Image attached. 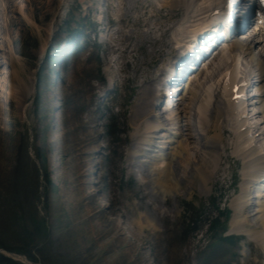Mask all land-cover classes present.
<instances>
[{"label":"rangeland","instance_id":"obj_1","mask_svg":"<svg viewBox=\"0 0 264 264\" xmlns=\"http://www.w3.org/2000/svg\"><path fill=\"white\" fill-rule=\"evenodd\" d=\"M109 2L112 10L104 13V23L114 14L113 8L118 9L119 0L0 2V61L6 50L14 55L8 65L0 63V241L22 248L35 258L28 259L31 264H264L263 251L245 238L231 233L236 243H224L208 232L212 219L225 220L243 181L239 182L242 166L232 153L235 139L230 133H223L218 141L223 150L206 154L218 156L205 165L207 174L215 169L206 193L197 179L183 172L186 164L180 162L183 168L178 170V186L171 189L175 188L173 197L165 196L167 192L151 196L149 183L129 175L134 162L128 166V149L140 129L141 114L146 113L133 114L140 89L176 54L173 29L184 18L161 0L149 4L136 0L135 9L141 4L143 8L135 13L127 4L124 16L129 21L121 20L112 30H118L116 34L108 33L110 41H116L114 47L109 42L110 50L94 38L93 24ZM197 2L203 12V2L210 1ZM127 5L122 4V11ZM203 17L204 13L192 29L203 25ZM150 33L154 41L145 39ZM257 37L256 52L264 41V36ZM56 47L66 55L64 63L49 59ZM235 55L238 67L249 64L238 50L225 51L218 59L222 65L214 61L218 69L213 78L208 69L198 77L196 90L192 87L200 92V99L202 81L211 78L216 86ZM11 66L19 76L9 89L6 73ZM111 87L114 90L107 93ZM189 117L185 116L188 124ZM111 122L115 129L109 133L106 127ZM225 125L229 127L228 120ZM23 139L30 158L24 156L30 165L25 180L15 175ZM38 149L46 158L49 183L31 170L33 164L39 166ZM147 216L156 229L145 225ZM37 220L43 221L48 233L43 240L30 241L27 231ZM229 222L225 234L230 232Z\"/></svg>","mask_w":264,"mask_h":264},{"label":"bare ground","instance_id":"obj_2","mask_svg":"<svg viewBox=\"0 0 264 264\" xmlns=\"http://www.w3.org/2000/svg\"><path fill=\"white\" fill-rule=\"evenodd\" d=\"M122 1L119 0L120 2L119 7L114 12V14L113 13L109 14V18L113 21V24L111 25L112 28L110 27L111 30L109 29L111 35L116 34V32H118V30L116 31H112V30L114 29V27H117V25H119V22L121 20L129 21L124 16V13L128 12L127 4H129V7L132 12H135L137 10L135 9L136 0L134 2H128V0L127 1L125 0L127 3L124 2V0ZM140 1L145 3L147 2L149 4V0H140ZM121 3L123 5H127L126 9H123V11L121 9L122 6ZM161 3L164 6L170 7L172 10H177L183 13L184 19L182 23L180 24L178 23L173 29V37L174 40L176 39L175 44H179V43L183 44L184 39L186 38V34L184 33L185 25H188V29H186L187 31L192 30V28L195 26L194 23H196V21H200V15L204 13V11L201 12V6H200L201 2H197V0H161ZM203 3L205 5L206 2ZM213 4L215 7L217 6V2H213ZM140 8L141 9L143 8L142 4ZM139 9L135 13H137ZM244 10L242 9L240 11L243 12ZM119 11H121V13H119ZM146 25L147 23L145 24V26ZM178 33H181V36ZM129 34L130 31L127 36H129ZM146 37L147 38L145 39L148 41L151 40L154 41L156 39L154 36H152L151 33L148 36L146 35ZM148 38H150L151 40H149ZM249 39L250 36L246 40L241 39L237 43V45L233 46V48L231 47L230 49H236L240 53H244L252 60L253 63L258 62L259 68L257 70L259 72H257V76L253 75L252 73H250V76L260 79L259 80L260 85L258 87L260 90V94H262L261 95L262 97L255 98L253 101L254 105L250 106L252 107L251 108L252 111H254L253 113H251L252 115L251 118H258L259 116L264 118V55L260 56L254 53V51L251 49V46L255 42L254 40L252 42H249ZM126 40H128V38ZM233 40L235 41V39ZM109 42L116 43V41H112V42L109 41ZM188 44L189 43H187V45ZM114 46L115 45L113 43L112 47ZM10 50L5 51V58L4 56H1L2 60L0 61V63H5L12 58L13 54L12 51ZM233 57H237V56H233ZM217 59L218 58H215L214 61H216ZM218 61L219 60H217V63ZM218 65H216L215 62V66ZM199 74L195 76L192 82L190 81L191 83H189L187 89L182 90V93L185 95L182 101L189 102L187 103L188 106H185L184 107L185 110L183 111V113H185L187 116H192L194 114V112L190 108L194 103L196 104L199 101L201 102L204 101V99L199 98L198 93L200 92L197 91L195 92L194 90L190 92L191 97L189 99L186 97L189 88L191 87V85H194V81ZM213 74L211 73V78H213ZM18 76L19 74L17 70L11 66L10 71L6 73V77L9 78V82L7 84V87L9 89H11V83L13 79ZM207 81L208 80L202 81L201 88H204V85L207 83ZM151 82H154L156 85L158 84V81H156L154 78L152 79ZM256 84H258V82ZM144 85L145 86L141 88L139 98L137 99L138 104L136 105V110L134 111L133 114L137 116L139 113L143 112V110H146V113L145 116H142L140 124H138L140 126L139 131L138 132L136 131L132 135L134 142L132 143L131 148L129 150V156L133 157L138 154L142 155L141 157H143V160L139 162L141 164L139 174L141 175L142 179L145 182L149 183V194L151 196L160 195V194L164 196V193L167 192L165 196L167 194L172 195L171 191H169L168 189L169 188L168 186L170 183L171 184L173 183L171 189L173 187L178 186V180H179L178 170L180 166L183 168L182 164H186V168L184 169L183 172L197 179V181L199 182L198 183L200 187L199 189H201L202 193H206L207 191L206 182L209 181V179H211V176L215 175L214 172L215 169L210 171L211 172L210 174H207L205 172V167H206L205 165L207 164V162L213 164V162L218 158L217 155L216 157L210 154L209 157H206V154H208L209 152H211V154L212 152H214L215 154L216 150H218L217 145L219 143L218 141L221 139V133L217 121L223 118V115L227 113L226 111H222L226 109L224 103L217 96L212 95L211 97L213 99L212 103L210 104V102H207L206 106L204 107L203 105L201 106L198 113H202L203 115L204 113H206V111L207 112L211 111L212 112L211 118H213V121H211L207 125L204 124V122L200 121L197 130L201 131L202 129H204L202 134L200 135L202 136V138L200 141H193V137L189 132V129H187L186 127L188 124V123L186 124V122L188 120L186 121V118L184 117L183 119L184 122L180 121L182 117V112H178V108H176L172 110L169 117H167L166 111L161 110V106L163 105V103L157 99V96H155L156 89L153 90L152 94H149L150 89L148 88L149 89L148 91L146 89V84ZM193 88L195 89V87ZM237 108H230V112L233 110H237ZM256 109L259 112H256ZM194 118L195 117H193L192 119V123L194 121ZM231 119L233 121V117ZM197 123L198 121L196 122V124ZM245 123L249 124L247 119L242 121L240 126L238 125V129L236 133L237 135L235 139L236 149L234 150V154L242 159L243 167L241 169V172L243 174V179H242L243 181L240 184L239 193L233 198V200L230 201L231 203L230 207L233 210L232 212L233 216L230 221V231L244 232L245 234L248 235L249 238H252L264 249V182L263 184H260L259 187H257L255 184V182L259 181V179L262 177L261 175L264 170V149H261L256 145H254V138L257 136V134H252V129L251 128L247 129ZM142 124H143V128L141 130ZM257 124L261 126L260 123ZM139 132H141V134H137ZM210 132H213V134H210ZM263 136H264V132L260 137L261 140L264 139ZM223 148H224V144H223ZM179 162L182 164H180ZM216 163L217 161L215 162V164ZM128 166H131V162L128 163ZM211 167L214 166L212 165ZM185 175L186 174H184V176ZM163 181H166L167 186L166 185L163 186ZM174 189L172 190L173 193H174ZM255 189H257L256 196L263 198V200L260 202L253 200L252 192ZM251 207H254L253 214H249L248 212V210ZM145 225L146 226L151 225L155 229L157 227L155 223L154 224L152 223V220H150L149 217L146 218Z\"/></svg>","mask_w":264,"mask_h":264},{"label":"trees","instance_id":"obj_3","mask_svg":"<svg viewBox=\"0 0 264 264\" xmlns=\"http://www.w3.org/2000/svg\"><path fill=\"white\" fill-rule=\"evenodd\" d=\"M26 140L23 139V141H21L20 147L18 149V160H17V164H16V169H15V175L16 177L21 176V179L25 180L26 177L28 178V176H30V165L26 163V161L24 160L26 156L27 159L30 158L28 157V155L26 154L27 152V147H26ZM35 158L36 161L38 162L39 166L36 167V165H32V172L34 176H38V173H41V176L43 178L44 181H46L47 183H49L48 181V174L46 171V167H45V160L46 158L44 157V155L42 154L41 150H36L35 151ZM32 163V161H31ZM32 185V184H30ZM33 230L27 231V239L28 240H32L34 238H38L39 240H43L46 236H47V231L46 228L43 225V221L42 220H37L35 221V224L32 226ZM209 231L210 233H216V230L218 229V222L217 219H213L211 221V224L209 225ZM195 228V226L192 227V229ZM217 241H229L227 240V238H223L220 236L219 232L217 233V235L215 236ZM36 246V245H35ZM0 248H5L7 250L10 251H15L18 253H23L25 254L29 259H35L34 257L30 256L27 252H24L22 248H14V247H9L7 245H5L2 241H0ZM23 251V252H22ZM0 264H20L18 262L12 261L11 259H8L4 256H2L0 254Z\"/></svg>","mask_w":264,"mask_h":264},{"label":"water","instance_id":"obj_4","mask_svg":"<svg viewBox=\"0 0 264 264\" xmlns=\"http://www.w3.org/2000/svg\"><path fill=\"white\" fill-rule=\"evenodd\" d=\"M9 254V256H10V258H17V257H19V258H22L23 260H26V258L24 257V256H19V255H15V254H13V253H8Z\"/></svg>","mask_w":264,"mask_h":264}]
</instances>
